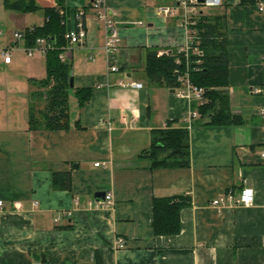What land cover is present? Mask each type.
<instances>
[{
	"label": "crops",
	"instance_id": "1",
	"mask_svg": "<svg viewBox=\"0 0 264 264\" xmlns=\"http://www.w3.org/2000/svg\"><path fill=\"white\" fill-rule=\"evenodd\" d=\"M34 1L60 7L67 30L84 10L87 38L67 50V60L71 94L81 88L93 94L83 107L77 99L73 111L70 94L68 129H32L31 80L47 75L46 57L36 54L23 78L13 82L18 90L0 99V264H97V254L101 264H264V15L257 4L223 0L204 12L225 15V89L231 113L243 122L217 126L197 117L187 127L185 117L198 110V102L152 84L145 70L148 49H179L189 42L181 11L171 17L155 12L173 0H107L122 36L120 71L110 75L105 27L95 18L93 0H63L62 6L59 0ZM33 13L36 19L23 28L44 24L43 11ZM20 43L13 52L27 45L20 49ZM12 57L10 64L2 59L5 70L14 69ZM120 80L143 86L122 87ZM107 81L111 87L96 88ZM179 128L189 132L190 166L152 167L143 156L155 132ZM54 173L68 174L70 188L59 187V177L55 187ZM244 188L254 190L251 205H213L227 193L239 197ZM98 191L112 192L113 202L97 201ZM178 195L191 198L181 211V232L156 235L154 198Z\"/></svg>",
	"mask_w": 264,
	"mask_h": 264
},
{
	"label": "trees",
	"instance_id": "2",
	"mask_svg": "<svg viewBox=\"0 0 264 264\" xmlns=\"http://www.w3.org/2000/svg\"><path fill=\"white\" fill-rule=\"evenodd\" d=\"M260 0H242L243 3L257 4ZM63 0H59L62 6ZM6 7L21 13H30L41 9L45 16L43 25H35L29 31L26 28V44L32 45L37 37H45L55 43L56 48L49 51L46 57L47 75L44 79L33 81L45 91L40 93L45 100V107L36 115L34 101L31 103L29 124L32 129L46 128L51 130L68 129L70 127L69 100L71 64L59 57L63 47L68 45L65 15L56 6L38 7L34 0H5ZM92 7V3L90 4ZM190 76L194 84L206 89L205 101L197 105L199 119H207L210 125L241 124L242 118L231 113L229 95L226 87L230 81L227 26L225 15L202 14L197 25L193 27ZM178 60L181 63H177ZM200 61L201 63H197ZM186 57L178 49L159 51L148 49L146 73L154 85L177 88V68L184 69ZM91 88L75 90L79 106L83 107L92 97ZM36 92H32V100ZM149 150L143 157L149 159L152 167H189L191 164L189 132L187 129H167L155 132ZM53 174L54 186L58 187V177L64 180L59 187L70 188L68 174ZM191 204V198L184 195L172 197H155L153 200L154 232L156 235H177L182 230L181 211ZM96 263L101 264L96 255Z\"/></svg>",
	"mask_w": 264,
	"mask_h": 264
},
{
	"label": "built area",
	"instance_id": "3",
	"mask_svg": "<svg viewBox=\"0 0 264 264\" xmlns=\"http://www.w3.org/2000/svg\"><path fill=\"white\" fill-rule=\"evenodd\" d=\"M173 4H163L158 5L155 8V12L157 15L162 17H171L176 15L179 11L182 12V25L185 27L187 32L189 33L190 39L189 42L184 46L179 48V53L183 54L186 57V66L184 69L177 68L175 70V74L177 76L178 86L176 88V93L179 97L186 99L189 103L198 102L203 103L205 99L206 89L194 84L191 80L190 76V62L189 57L192 52L197 53V49L192 48L193 40L192 33L193 27L197 25L198 19L206 10L212 7H219L223 4V0H204V2H200L199 0H173ZM258 10L261 14L264 15V0H260L257 3ZM92 9L95 13V18L98 22H103L105 27V44L104 50L106 55V62L108 66V73L114 74L120 71L119 67V52L121 49L122 36L119 29V23L114 14L109 11L107 6V0H93L92 1ZM139 24H144L140 22ZM29 31L34 29V26L27 27ZM3 34V31L0 30V35ZM68 45L63 47V51L60 53L59 57L62 61L67 60V50L70 49L71 46L78 45L84 43L87 38V28L85 23V12L84 10H79L75 14V26L73 29L67 30L65 35ZM26 41V28L21 30H16L11 38L10 45L4 47L0 50V54L2 59L6 64L12 63V55L13 51L19 47V43ZM55 43L53 41L48 40L45 37H37L35 42L32 45H25L23 48L26 54L29 57H33L36 54L46 55L49 51L55 49ZM177 63H181L179 60ZM197 63H201L197 61ZM118 84L122 87L129 88H141L143 86L142 83L130 82L126 83L120 80ZM112 84L110 81L106 83H100L96 86V88H109ZM261 117L264 120V109L259 111ZM198 110H191L188 113V116L185 117V122L187 127H192V122L195 118L199 117ZM264 156V153H263ZM96 166H99L100 163H96ZM113 193L108 192L106 194L107 203L113 202ZM255 193L253 189L244 188L240 193L239 197H235L231 193H227L221 195L217 199L213 201V205H220L225 201H233L236 204L249 206L254 202ZM3 201H0V208H2ZM35 206H38V202L35 203ZM63 215L59 214L55 218L56 223H60ZM262 244L264 245V235L262 236ZM119 248H123L125 246V241L122 238L118 239ZM33 264H45L42 261H35Z\"/></svg>",
	"mask_w": 264,
	"mask_h": 264
},
{
	"label": "rangeland",
	"instance_id": "4",
	"mask_svg": "<svg viewBox=\"0 0 264 264\" xmlns=\"http://www.w3.org/2000/svg\"><path fill=\"white\" fill-rule=\"evenodd\" d=\"M16 1V0H12ZM210 10V9H209ZM36 13H27L23 14L21 12L11 10L6 7L5 0H0V30L3 31V34L0 35V50L3 49L8 41L12 38L13 33L16 30L23 29L24 26L33 23L35 20ZM25 41L20 43V49L24 47ZM15 64L12 66L14 69L5 70L3 60L0 54V99L4 97V94H14L16 89L13 82L20 80L23 78V68L28 66V63L35 59L33 57H29L23 50L13 52ZM38 59V57H37ZM16 89V90H15ZM36 98L33 99L34 103V110L36 115L39 114V111L43 110L45 107V100L44 97L40 95V93L45 91V88L40 87V85L36 86L35 88ZM15 90V91H13ZM8 92V93H6ZM71 110L74 109V103L77 102V98L75 94H71Z\"/></svg>",
	"mask_w": 264,
	"mask_h": 264
},
{
	"label": "water",
	"instance_id": "5",
	"mask_svg": "<svg viewBox=\"0 0 264 264\" xmlns=\"http://www.w3.org/2000/svg\"><path fill=\"white\" fill-rule=\"evenodd\" d=\"M200 2H204V0H199ZM67 62L69 63V60H67ZM74 87V79L73 77L71 76L70 78V88H73ZM106 194L107 192L105 191H98L95 193V199L99 202H105L106 200Z\"/></svg>",
	"mask_w": 264,
	"mask_h": 264
}]
</instances>
